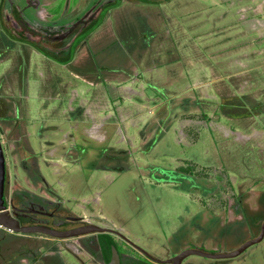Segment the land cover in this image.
Here are the masks:
<instances>
[{
  "label": "rangeland",
  "instance_id": "obj_1",
  "mask_svg": "<svg viewBox=\"0 0 264 264\" xmlns=\"http://www.w3.org/2000/svg\"><path fill=\"white\" fill-rule=\"evenodd\" d=\"M0 50L9 191L58 197L160 259L188 244L234 250L257 235L235 238L226 225L240 219L239 194L264 217V0H117L66 57L6 39ZM119 150V163L106 155ZM23 153L43 181L29 177ZM32 236L2 239L0 264H103L86 240L95 234ZM183 264H264V238L233 258Z\"/></svg>",
  "mask_w": 264,
  "mask_h": 264
},
{
  "label": "flooded vegetation",
  "instance_id": "obj_2",
  "mask_svg": "<svg viewBox=\"0 0 264 264\" xmlns=\"http://www.w3.org/2000/svg\"><path fill=\"white\" fill-rule=\"evenodd\" d=\"M55 1L56 0H0V43L2 40L6 39L9 45L17 42L24 46H29L39 53H50L58 58L66 57L69 55L70 51H72L73 45L82 37L85 31L91 29L100 19L105 9L110 5H114L117 0H63L61 5L59 3L58 11L56 13H51L48 11V7L55 6L58 3H55ZM127 1L133 2L136 0ZM2 54H4V50H0V56ZM122 151L124 150L111 151L106 155L111 160L117 159L119 163V161L125 160V155L128 154H123ZM20 161L33 182L43 181V177L38 170L37 161L34 160L33 156L28 153H23L20 156ZM9 185L10 180L7 172L5 184L6 208L9 213L19 221L21 226L42 224L51 228L65 230L84 223L79 216L73 215L71 211L65 209L58 197L53 199L21 186H15L9 191ZM200 189H202V191L204 190V188L201 187ZM235 201L234 210L236 213L241 214V216L236 223L229 221L226 228L231 231V233L235 234V238L240 235H248L249 232L253 234L255 232L259 233L264 217L256 219L252 217L253 214L247 211L246 207L243 205L244 197L242 194L237 195ZM1 230L13 236L26 238H32V234H34L8 231L5 228H0V231ZM113 235L117 236L115 234ZM50 237L55 238L52 236ZM226 237H229V235ZM119 239L124 241L120 237ZM26 240L32 241V239ZM86 240L90 246L95 245L97 247L101 261L105 264L96 242V236L89 237ZM243 242H241V244ZM127 244L123 245V248L128 249V251H121L119 253L120 264H166L154 262L147 257L148 260L136 259L140 256H145L128 244L130 246L129 248ZM200 245L188 244L186 247L184 246L183 249L191 247L202 249L203 246ZM1 247L2 246H0V256L2 257L4 255L1 251ZM217 251L226 252L232 250L214 248L213 251L209 252ZM179 252H181V250H177L171 256ZM171 256L168 255L166 258ZM26 257L36 260L37 252L30 249ZM185 259L186 257L182 259L180 264H183ZM209 259L219 260L213 258ZM2 261L4 264L12 263L6 260ZM109 262L107 264H109Z\"/></svg>",
  "mask_w": 264,
  "mask_h": 264
},
{
  "label": "water",
  "instance_id": "obj_3",
  "mask_svg": "<svg viewBox=\"0 0 264 264\" xmlns=\"http://www.w3.org/2000/svg\"><path fill=\"white\" fill-rule=\"evenodd\" d=\"M6 176H7L6 161H5L2 143L0 140V210H1L0 225L13 232H19L23 234L41 233L61 239H68L72 237H79L89 234L108 232L122 238L125 242H127L129 245H131L133 248H135L137 251H139L142 255H144L148 259L157 263H166V264L167 263L180 264L182 259L192 254L200 255L207 258H213V259L233 258L241 254L249 246L260 242L264 238V221H263L261 225V230L258 233V235L245 240L235 250L226 251V252L223 251L209 252L201 248L191 247V248L183 249L181 252L171 257L160 259L152 256L150 253H148L143 248L133 243L130 239H128L126 236H124L122 233H120L119 231H117L112 227H102L97 224L88 223V222L83 223L82 225H79L77 227L65 229V230L51 228L49 226L42 224L21 226L19 221L15 217H13L6 208L7 207L6 197H5ZM109 264H120V255L115 246L111 247V260Z\"/></svg>",
  "mask_w": 264,
  "mask_h": 264
},
{
  "label": "trees",
  "instance_id": "obj_4",
  "mask_svg": "<svg viewBox=\"0 0 264 264\" xmlns=\"http://www.w3.org/2000/svg\"><path fill=\"white\" fill-rule=\"evenodd\" d=\"M231 114H233V113H231ZM122 153L127 154L126 151H122ZM125 157L127 158L128 154L125 155ZM124 169H126V166H124ZM124 169H121V170H124ZM10 236H13V235L9 234L8 232L2 231V230L0 231V241L2 239L5 240L6 237H10ZM95 236H96V242H97L99 250L101 252V257H102L105 264H107L111 258V247L112 246H115L119 253L121 251H128V249L123 248V245H125L127 243H125L122 240L118 241L112 233H108V232L96 233ZM127 246L130 248V246L128 244H127ZM136 259L148 260L146 257H143V256H140ZM134 260H135V258H134Z\"/></svg>",
  "mask_w": 264,
  "mask_h": 264
},
{
  "label": "built area",
  "instance_id": "obj_5",
  "mask_svg": "<svg viewBox=\"0 0 264 264\" xmlns=\"http://www.w3.org/2000/svg\"><path fill=\"white\" fill-rule=\"evenodd\" d=\"M0 211H1V210H0ZM0 228H5V227H3V226L0 225ZM5 229H7V228H5ZM7 230H8V229H7ZM8 231H11V230H8Z\"/></svg>",
  "mask_w": 264,
  "mask_h": 264
}]
</instances>
